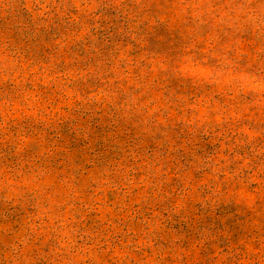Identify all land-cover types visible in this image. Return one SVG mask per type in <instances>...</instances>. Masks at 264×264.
<instances>
[{"label":"rangeland","instance_id":"1","mask_svg":"<svg viewBox=\"0 0 264 264\" xmlns=\"http://www.w3.org/2000/svg\"><path fill=\"white\" fill-rule=\"evenodd\" d=\"M0 264H264V0H0Z\"/></svg>","mask_w":264,"mask_h":264}]
</instances>
